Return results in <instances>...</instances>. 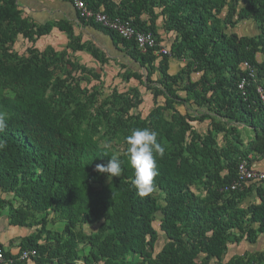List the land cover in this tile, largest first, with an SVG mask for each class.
Instances as JSON below:
<instances>
[{
  "label": "trees",
  "instance_id": "obj_1",
  "mask_svg": "<svg viewBox=\"0 0 264 264\" xmlns=\"http://www.w3.org/2000/svg\"><path fill=\"white\" fill-rule=\"evenodd\" d=\"M86 3L152 32L156 49L170 40V54L144 52L79 15L110 37L124 55L115 59L69 22L38 24L16 0H0V116L7 124L0 133V214L6 209L11 225L37 230L21 238L20 252L36 249L37 264H264V249L228 256L230 244L264 238V182L223 189L242 160L253 167L264 157V0ZM244 21L259 32L235 31ZM54 28L67 44L40 49L37 42ZM20 38L24 51L16 48ZM77 53L102 69L114 62L124 88L105 94L93 83H103L102 74ZM172 59L184 62L180 70L171 71ZM140 87L152 95L146 114ZM206 121L203 129L195 124ZM137 128L157 132L165 148L156 157V189L143 197L132 183L125 141ZM113 155L123 171L108 178L96 165ZM160 234L166 242L157 250ZM0 248L5 264L27 263L20 252Z\"/></svg>",
  "mask_w": 264,
  "mask_h": 264
},
{
  "label": "rangeland",
  "instance_id": "obj_2",
  "mask_svg": "<svg viewBox=\"0 0 264 264\" xmlns=\"http://www.w3.org/2000/svg\"><path fill=\"white\" fill-rule=\"evenodd\" d=\"M120 1V0H118ZM45 16H48V12L45 13ZM45 20V19H44ZM233 30V29H232ZM235 31H237L240 34H256L259 32L256 24L253 21H244L240 25L237 26V28H234ZM90 35L91 33H87ZM165 35V34H164ZM92 36V35H91ZM166 39L163 44H165L167 47H170V41ZM48 44H52L55 46L57 49H63L65 47L66 41L64 37L60 36L59 34L55 33L53 35L45 36L43 37L38 43L37 46L40 49H43L45 46ZM28 43L20 38L19 41L16 44V48L20 51H24L27 47ZM81 63H84L89 69H92L93 71L97 73L102 74V80H104L103 83H100V81L94 79L93 83L97 85H102L103 86V92L105 94H108L112 91L114 87H117L119 89L124 88V84L120 82L119 79H114L116 70H117V65L114 62H111V64L105 65L104 69H102L101 65L98 64L91 56L87 53H77L75 55ZM184 62H179L177 60L171 61V71L176 72L181 69L182 65ZM193 77L195 79L198 78V74H194ZM136 85L135 81H132L129 83V86ZM127 87V86H126ZM141 92L144 98V102L141 105V110L143 111L144 114H146L150 108L153 106V101H152V95L148 91L145 90V88H141ZM160 99H163L162 97ZM178 109L181 111L185 112L186 108L184 106H179ZM195 110V109H194ZM196 126H198L200 129H203L207 126L208 121L204 123H195ZM251 131V130H249ZM249 131H245V134H249ZM262 169L264 168L261 167ZM1 196V194H0ZM159 222L156 221L155 226L158 228ZM64 227V222L63 221H58L55 225V229L61 231ZM87 230H93L95 229L94 226H87ZM37 233L36 228H31V227H23V226H16V225H11L9 222V217L6 212V209L2 211L0 214V243L4 244L7 249H12V250H19V248L15 245L16 242L20 241L22 237L25 236H30L34 235ZM161 233V232H160ZM14 242V246H12L10 243ZM166 242V237L163 234H160L159 242H158V247L157 250H159L164 243ZM259 249H264V238H261L256 245L250 246L249 244L243 242L240 245L236 244H230L229 245V252L228 256H232L234 254H240L244 253L247 250H259ZM26 264H37L36 261L31 258L27 260Z\"/></svg>",
  "mask_w": 264,
  "mask_h": 264
},
{
  "label": "built area",
  "instance_id": "obj_3",
  "mask_svg": "<svg viewBox=\"0 0 264 264\" xmlns=\"http://www.w3.org/2000/svg\"><path fill=\"white\" fill-rule=\"evenodd\" d=\"M75 6L78 10L80 17L87 21H93L98 23L106 28H109L115 32H117L123 38L128 40H135L138 47L142 51H147L152 49L156 55H168L170 54V50L160 45L159 49H156L158 46V42L156 36L152 32H141L138 31L131 20L121 19L119 17H111L109 14L105 12L103 8L100 9H92L90 8L86 0H74ZM239 87L241 89L245 88V80H243ZM260 96L264 101V91L262 88H258ZM255 181H263L264 182V171L258 170L250 166V163L247 160H242L237 167L236 178L230 184L225 185L223 187L224 190H238L243 189L248 184ZM37 255V250L33 248L23 249L19 254V260L27 261L32 257ZM11 262L12 260L9 259ZM8 262L6 258L5 251L0 248V264H5Z\"/></svg>",
  "mask_w": 264,
  "mask_h": 264
},
{
  "label": "clouds",
  "instance_id": "obj_4",
  "mask_svg": "<svg viewBox=\"0 0 264 264\" xmlns=\"http://www.w3.org/2000/svg\"><path fill=\"white\" fill-rule=\"evenodd\" d=\"M7 124L0 116V133L5 132ZM157 132L147 128L133 129L125 138L128 145L127 155L131 168L134 170L133 185L140 196H147L156 189L155 178L159 175L156 157H163L165 148L157 140ZM5 144L0 142V149ZM106 155V154H105ZM96 171L108 174V178L120 177L122 167L120 159L113 155L106 164L96 165Z\"/></svg>",
  "mask_w": 264,
  "mask_h": 264
},
{
  "label": "crops",
  "instance_id": "obj_5",
  "mask_svg": "<svg viewBox=\"0 0 264 264\" xmlns=\"http://www.w3.org/2000/svg\"><path fill=\"white\" fill-rule=\"evenodd\" d=\"M16 2L19 8L21 9V11L23 12V15L33 19L36 23L45 24L47 22H59V21L69 22L73 26L75 34L80 35L83 38V41L86 40L93 41L95 45L108 56L115 59H123L124 57L123 53H121L114 47L112 40L108 35H106L101 30H97L94 27L90 25H85L81 22L74 0H16ZM46 12H48V16H45ZM55 33L64 37L67 44L68 38L64 32H61L58 28H54L51 34L49 35H53ZM87 33H91V34L88 35ZM48 45L53 46L52 44H48ZM162 45L167 47L165 44H163V42ZM53 47L57 49L55 46ZM167 48L169 49V47ZM252 166L255 169L264 171V168L263 169L261 168L264 166V157L258 161H253ZM13 243L14 242H11L10 244L14 246ZM15 245L19 248V250L14 251L12 249H7L5 245L4 247L6 250H11L13 254H18L20 252V247H19L20 241L19 242L17 241Z\"/></svg>",
  "mask_w": 264,
  "mask_h": 264
},
{
  "label": "water",
  "instance_id": "obj_6",
  "mask_svg": "<svg viewBox=\"0 0 264 264\" xmlns=\"http://www.w3.org/2000/svg\"><path fill=\"white\" fill-rule=\"evenodd\" d=\"M52 264H59V263H52Z\"/></svg>",
  "mask_w": 264,
  "mask_h": 264
}]
</instances>
